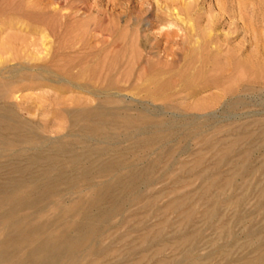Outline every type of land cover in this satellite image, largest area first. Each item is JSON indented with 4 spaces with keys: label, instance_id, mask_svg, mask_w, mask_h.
Returning a JSON list of instances; mask_svg holds the SVG:
<instances>
[{
    "label": "rangeland",
    "instance_id": "obj_1",
    "mask_svg": "<svg viewBox=\"0 0 264 264\" xmlns=\"http://www.w3.org/2000/svg\"><path fill=\"white\" fill-rule=\"evenodd\" d=\"M0 83L1 185L87 154L0 187V264H262L264 0H0Z\"/></svg>",
    "mask_w": 264,
    "mask_h": 264
},
{
    "label": "bare ground",
    "instance_id": "obj_2",
    "mask_svg": "<svg viewBox=\"0 0 264 264\" xmlns=\"http://www.w3.org/2000/svg\"><path fill=\"white\" fill-rule=\"evenodd\" d=\"M10 82V81H9ZM8 82V83H9ZM1 84V83H0ZM12 84V83H11ZM3 85V84H2ZM7 85V84H6ZM17 85V84H16ZM12 85H10L9 87H11ZM4 89V88H3ZM8 90V89H7ZM9 91V90H8ZM2 92V91H1ZM4 93H6V92H4ZM9 96V95H8ZM13 96V95H12ZM15 96V95H14ZM1 98V97H0ZM10 98V97H9ZM15 100V99H14ZM5 104V103H4ZM89 110V109H88ZM8 111V110H7ZM10 111V110H9ZM14 111V110H13ZM12 111V112H13ZM85 110H79V109H76V110H72L71 112H68L67 114H68V119H69V121H70V123L71 124H76L79 120V118L80 117H82V116H91V114H87V113H85L84 112ZM93 111V110H92ZM95 111V110H94ZM3 112V111H2ZM11 112V111H10ZM27 112V111H26ZM102 112V111H101ZM96 113V112H95ZM7 114V113H6ZM6 114H3V113H1L0 112V138H3V139H5L6 141L8 140L9 141V137H16V139L19 141V142H22V143H31V144H33V147H35V144H34V138H33V133L31 132V131H29V130H27L26 129V125L28 124L27 122H26V120H23V119H21V117L19 118V117H17V115H15V116H13V118L14 117H16V119H18L17 120V124H14V123H11L10 121V119H13V118H11L12 116H8V115H6ZM8 114H10V113H8ZM12 114V113H11ZM45 116V115H44ZM93 121V120H92ZM30 122V121H29ZM28 126V125H27ZM32 126H33V124H32ZM34 127V126H33ZM35 128V127H34ZM83 128V127H82ZM81 128V129H82ZM92 128V127H91ZM32 129V128H31ZM89 129V128H88ZM32 130H34L35 131V129H32ZM103 130V129H102ZM88 131V130H87ZM62 132V131H61ZM60 132V133H61ZM84 132V131H83ZM88 133V132H87ZM33 134V135H32ZM44 134V133H43ZM94 134V133H93ZM76 136V135H75ZM35 138H36V136H35ZM10 142V141H9ZM56 142V141H55ZM13 143V142H12ZM36 143V142H35ZM76 143V142H75ZM18 144V143H17ZM0 145H1V143H0ZM4 147H7L9 144H7V143H4ZM27 145H29V144H27ZM17 146V145H16ZM29 147H30V145H29ZM2 148H3V146H2ZM15 148V147H14ZM18 148V147H17ZM4 149V148H3ZM6 149V148H5ZM53 149V148H52ZM8 150V149H7ZM85 150L86 149H84V151H82V150H80V152H85ZM92 150V149H91ZM1 151V150H0ZM46 151V150H45ZM77 151V150H76ZM40 152H42V151H40ZM79 152V153H80ZM1 153V152H0ZM70 153V154H69ZM2 154V153H1ZM4 154V153H3ZM2 154V155H3ZM30 154V153H29ZM42 154H44V153H41V154H38L37 152H34L33 154H31V155H29V156H26V164H25V166H23L22 165V162H20V161H16L15 160V158L13 159L12 157V160H11V164L10 165H12L11 167H12V171H13V173L15 172V173H18L20 176H18V177H11V178H9V180H8V182H5V183H3L2 182V185L3 186H6V188H7V185L9 186H12L13 188H14V190L17 188V187H19V185H21L22 184V177L21 176H23L25 173H31L30 175H31V177H30V183L31 182H34V183H36V180H37V178L39 177L38 175H40V174H44V172L43 171H52V170H57L58 168L57 167H59L58 165H59V157H63V155H65V154H69L70 156H71V158H72V160L73 161H78V160H80V159H82L83 157H85L86 155L85 154H78V153H75L74 151H72V149H71V147H69V146H66V145H59V148L57 149V153H52L51 155H49V154H46L45 156L43 155L42 157H41V155ZM27 155V154H26ZM49 155V156H48ZM88 155H91V154H88ZM95 156V155H94ZM18 158H20V157H18ZM70 158V157H69ZM64 159V158H63ZM20 160V159H19ZM69 160H71V159H69ZM87 160V159H86ZM57 161V162H56ZM105 161H107V160H105ZM43 163V165L44 166H46L47 165V168L46 169H42L43 171H42V173H41V171L40 172H37V171H34V166L35 165H37L38 163ZM71 163H73L72 161H70ZM40 163V164H41ZM58 163V164H57ZM5 164V163H4ZM66 164V163H65ZM70 164V163H69ZM2 165V164H1ZM70 165H72V164H70ZM74 165H75V163H74ZM73 165V166H74ZM91 165V164H90ZM110 165V164H109ZM108 165V166H109ZM41 166V165H40ZM39 166V167H40ZM92 166V165H91ZM106 166H107V164H106ZM4 167H6V166H4ZM36 167V166H35ZM86 168H87V166H85ZM84 167V168H85ZM89 167V166H88ZM111 167V166H110ZM110 167H105V168H110ZM3 168V167H2ZM37 168V167H36ZM10 169V168H9ZM64 169V168H63ZM66 169V168H65ZM8 171V170H7ZM83 171V170H82ZM11 171H9L8 173H10ZM97 172V171H96ZM66 173V172H65ZM15 175V174H14ZM13 174L11 175V176H14ZM63 175H64V173H63ZM63 175H57L58 177H61V176H63ZM65 175H67V173L65 174ZM69 175V174H68ZM88 175H89V173H88ZM57 176H56V178H57ZM70 176V175H69ZM72 176V175H71ZM78 176H80V175H78ZM81 176H83V175H81ZM42 178V177H41ZM62 178V177H61ZM66 178V177H65ZM72 178V177H71ZM76 178V177H75ZM55 178L53 177V180H54ZM64 180V179H63ZM69 181V180H68ZM122 181V180H121ZM128 181H129V179H128ZM50 182V181H49ZM67 182V181H66ZM71 182V181H70ZM75 183V182H74ZM1 184H0V187L2 186ZM33 185V184H32ZM41 185V184H40ZM44 185V184H43ZM51 185V184H50ZM125 185V184H124ZM2 186V187H3ZM31 186V185H30ZM47 186V185H46ZM43 186H41V188H42ZM116 187V186H115ZM119 187H121V186H119ZM123 187V186H122ZM122 187H121V189H122ZM12 188V189H13ZM20 188H22V187H20ZM44 188V187H43ZM46 188V187H45ZM50 189H52V187L50 188ZM120 189V190H121ZM1 191V190H0ZM4 191H5V189H4ZM13 191V190H12ZM14 192V191H13ZM117 192V191H116ZM6 193V192H5ZM5 193H3V194H5ZM8 193V192H7ZM6 193V194H7ZM8 194H10V193H8ZM7 194V197L9 196ZM43 195V194H42ZM4 196V195H3ZM12 196V198H13V200H12V202H11V205L12 206H10L9 208L7 207V209H6V211L8 210V211H10V212H12L11 210H14L17 206H21V205H23L24 204V202H26V199H24V198H20V196L19 195H17L16 193H14L13 195H11ZM10 196V197H11ZM27 196H28V194H27ZM6 197V198H7ZM6 198H4V200L5 201H7L6 200ZM31 198V197H30ZM29 198V199H30ZM9 200V199H8ZM6 203V202H5ZM7 203H9V202H7ZM7 205V204H6ZM4 206V205H3ZM36 230V229H35ZM56 240V239H55ZM47 244V243H46ZM1 250V249H0ZM259 251V250H258ZM32 254V253H31ZM264 263V261L262 262V264Z\"/></svg>",
    "mask_w": 264,
    "mask_h": 264
}]
</instances>
